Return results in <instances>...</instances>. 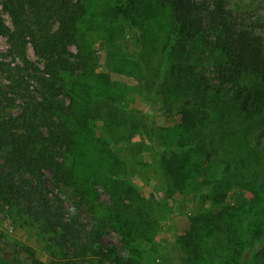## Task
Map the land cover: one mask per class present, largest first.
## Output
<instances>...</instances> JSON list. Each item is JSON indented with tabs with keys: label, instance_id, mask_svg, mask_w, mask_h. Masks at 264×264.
<instances>
[{
	"label": "trees",
	"instance_id": "trees-1",
	"mask_svg": "<svg viewBox=\"0 0 264 264\" xmlns=\"http://www.w3.org/2000/svg\"><path fill=\"white\" fill-rule=\"evenodd\" d=\"M89 2L1 0L11 24L0 11L8 43L0 51V214L49 234L52 264H139L135 242L153 239L160 226L153 204L127 186L141 175L175 196V208H188V227L173 238L179 264H264V17L241 10L239 0L109 2L144 50L142 89L179 116L149 126L155 169L143 170L112 143L114 129L137 131L125 119L130 111L124 121L116 98L79 97L69 81L90 73L82 38ZM104 176L113 181L112 203L89 190ZM112 229L129 252L103 243Z\"/></svg>",
	"mask_w": 264,
	"mask_h": 264
},
{
	"label": "rangeland",
	"instance_id": "rangeland-1",
	"mask_svg": "<svg viewBox=\"0 0 264 264\" xmlns=\"http://www.w3.org/2000/svg\"><path fill=\"white\" fill-rule=\"evenodd\" d=\"M110 1L112 0H90L92 14H89L88 20L83 25L82 37L91 58L90 73L87 77L77 76L69 81L74 82L79 97L86 96V92H90L92 96L100 94L106 101L112 96L110 99L116 98L121 105L125 106L123 112L120 110V116L130 111V115L125 119L127 122L136 120L140 124L136 128L137 131L134 132V127L131 126H122L119 128L120 131L114 129L112 143L121 144L122 149L119 153L123 155V158L135 157L140 162L137 166H142L141 168L146 170L142 165L146 163L148 168L150 166L153 170L155 169L154 164L147 156L150 146L148 128L155 124L158 126L171 125L179 120V116L165 113L162 101L156 99V102L153 103L142 89L140 84L142 72L138 58L143 56L144 50L138 47L137 36H134L132 31L122 28L121 24L117 22L118 19L110 12ZM239 1H242L239 2L241 10L251 11L256 16L264 17V0ZM0 11L7 22L11 24L10 16L3 10L1 0ZM158 43L159 41H153L156 46ZM7 47L6 37L0 36V51L5 52ZM72 48L74 52H77L76 45ZM29 53L35 60L36 56L31 46ZM67 99L70 101V97ZM80 99L77 98V100ZM93 135L100 137V132L96 130ZM89 136L92 135L89 133ZM156 178L164 189L166 182L163 174L158 173ZM102 181H107L109 187L107 188ZM112 182L107 176L93 179L89 190L97 195L99 202L112 203L110 196ZM127 186H132L140 191L144 196L142 198L153 204L151 210L160 222L153 239H138L135 242L137 249L131 253L139 261V264H179L180 250L175 246L173 238L188 227V208L186 207L184 210L175 208V196L170 197L168 194H165V197L162 196L149 183V180L141 175L131 177ZM164 201L167 204V209L161 205ZM66 206L74 209L72 203L68 201H66ZM84 220L90 222L87 214L84 215ZM48 238L49 234L40 233L36 224L19 218V216L11 215L10 212L0 214V264H40V262L52 264L54 253ZM102 241L105 244H116L122 251L129 252L123 243L121 233L115 229L106 233ZM27 247L34 250L33 255L26 251ZM14 249L19 250L18 253L14 252Z\"/></svg>",
	"mask_w": 264,
	"mask_h": 264
}]
</instances>
